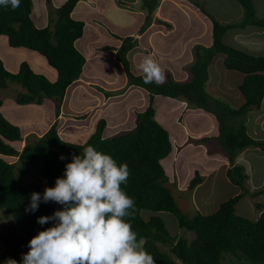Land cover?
I'll return each mask as SVG.
<instances>
[{
    "label": "trees",
    "instance_id": "obj_1",
    "mask_svg": "<svg viewBox=\"0 0 264 264\" xmlns=\"http://www.w3.org/2000/svg\"><path fill=\"white\" fill-rule=\"evenodd\" d=\"M49 3V21L39 26L34 16V0H21L15 11L9 6H0V35L7 36L10 46L36 51L46 58L57 72L55 81L38 73L29 61H23L18 72L10 71L0 59V211H6L14 218L16 227L23 237L16 243L14 254L19 256L22 245L29 251V241L56 221L41 225L40 216H52L63 206L56 202L39 204L35 212H28L33 192L42 196L43 188L55 186L58 177L63 178L65 166L72 162L74 155H80L83 148L92 145L98 151L110 155L117 164H127L129 177L122 190L135 202L134 218L125 217L137 240H144L143 249L153 256L156 264H222L228 255L251 262L264 264V205L257 206L262 213L257 218H247L237 213V205L249 192L246 181L249 179L245 167L235 164V158L244 149L255 146L264 150V140L249 135L244 124L236 131L223 121L224 114L230 118L246 116L254 109H261L264 103V55L254 56L240 48L228 45L225 34L233 29L243 31L249 26L264 29V16L258 17L251 0H238L245 8L240 21L221 22L210 17L208 11L198 3L209 18L212 39L210 45L196 46V59L191 66L192 77L177 81L172 76L163 84H145L143 75L131 71L129 53L138 44L137 37H125L118 48L117 56L122 62L130 84L145 87L149 93V103L142 110H136L137 124L128 133L107 137V120L101 118L95 131L85 142L64 139L60 132L61 120L81 119L76 109L66 111L65 101L69 87L77 81L87 62L86 56L77 48L76 41L84 35L85 22L72 17V12L80 0H65L58 7ZM160 0H144L143 9L147 10L143 32L150 24L152 13ZM157 21L164 24L162 19ZM110 49L109 46L104 50ZM224 55L223 66L228 70L242 73L243 81L239 91L243 103L239 107L225 105L222 115L221 101L209 92V68L215 59ZM10 83L20 85L15 98L5 96ZM109 94H111L109 92ZM163 95L173 99L186 100L212 112H216L219 121V133L216 138L224 146L231 167L227 170L230 182L241 188L237 193L221 202L219 208L210 214L198 211L189 216L179 206L171 188L166 185L169 176L162 159L168 157L174 149L170 132L155 117V97ZM5 98L12 104L10 109ZM14 100V101H13ZM220 102V103H219ZM7 103V102H6ZM33 107L40 110L39 119L32 113ZM17 108V110H16ZM17 111V112H16ZM16 112V114L14 113ZM9 115H16L10 118ZM81 117V118H80ZM28 130L32 137L24 138ZM25 140L20 151L16 144ZM61 156L64 159H61ZM8 157H18V164L10 162ZM40 176L42 185L33 186L22 182L30 172ZM202 182L199 171L189 183L194 188ZM264 187L254 193L261 195ZM152 211L146 219L142 212ZM160 212L175 215L178 226L193 231L195 236L171 234ZM160 244L170 246V252L161 249Z\"/></svg>",
    "mask_w": 264,
    "mask_h": 264
},
{
    "label": "rangeland",
    "instance_id": "obj_2",
    "mask_svg": "<svg viewBox=\"0 0 264 264\" xmlns=\"http://www.w3.org/2000/svg\"><path fill=\"white\" fill-rule=\"evenodd\" d=\"M35 1L38 8L40 4L46 8V11L39 10L38 12L45 13L44 17L49 20V3L46 0ZM60 1H52L54 8L58 6L55 2ZM114 1L118 4V0ZM251 1L255 7L257 16L263 17L264 0ZM143 2L144 0H126L122 5L118 4L120 8L118 6L108 8V19L114 23L112 27L106 24L102 16L89 17V11L85 8L82 10V3L79 7H76L75 13H72V16L84 20L86 23L84 35L76 41L77 48L87 57V63L83 68L84 75L90 77L93 74L94 77L102 79L104 83L111 84L114 80L117 84H120L124 79L125 87L119 91H109L114 94L102 100L98 95H102L103 92L107 91L105 86L93 85L94 87L92 89L82 86L84 88L78 90L77 87L81 86L82 83H73L66 94L64 112L66 116L69 115L68 117H72L71 114L66 112L70 108L72 110L76 109L75 113L78 116L88 114L86 117H80L81 119L74 118L73 120H67L62 118L60 132L64 139L85 142L95 131L97 122L101 118L107 120V128L105 129V135L107 137L128 133L137 124L138 119L135 111L145 108L148 104L147 101H149V93L148 91L145 92L146 97L143 99L137 90H131L132 87L129 86V77L124 70L122 62L117 58L118 56L115 57L112 53L103 52L101 46L104 44L113 46V44L108 43V37L110 39L122 38L121 40H123L125 38L123 35L125 32L124 27L132 28L138 24V21H132L136 17V13L144 20L142 26L145 25L146 19H144V15L146 17L145 12L147 10L144 11L142 7ZM196 2L200 3L208 11L210 17L224 23L240 21L245 12L244 6L238 0H160V8H162V3H164V8H170L172 3H177L179 7L189 10L187 12V19L177 14L170 18L160 13V8L158 7L152 13L150 24L143 31L145 32L152 24L158 22L155 18L156 14L173 23V27L168 30H174L173 34H177L176 38L179 40H175L174 46L180 42L181 47H179V50L175 47L167 49L171 45V38L173 37L166 35L161 37L160 35L158 37H151L152 40L155 39L154 47L160 44L159 48L155 50V53L149 52L147 54L151 55L164 69L166 75L165 82L168 80L170 73L177 81L191 79V66L196 59V46L207 45L208 42H211L212 35L209 29L211 27L209 18ZM120 9L126 11L122 12ZM173 12H176V8H174ZM141 18H139V21H142ZM36 19L39 25H41L43 22L42 16L38 15ZM224 41L226 44L240 48L254 56L264 55V29L253 26H249L239 32L237 29H233L225 34ZM145 50L144 45L139 42L131 51V58L138 55L137 51L145 52ZM223 58L224 55L220 58L217 57L210 66V80L207 85L209 92L216 98L219 97L218 99L221 101V103L219 102L221 105V113L225 112V105L239 107L243 103V97L238 88V80L232 82L227 81L229 75H242V73L228 70L222 64ZM0 59L4 61L5 66L12 72H18L23 61L34 62L35 65H37V61H40V64L43 66L39 68L35 67L36 71L49 78L54 76L50 74L51 72H57L49 65L44 55L22 47H12L8 42L7 36L1 35ZM131 71L136 76L143 75L138 68H133ZM18 90H21L20 85L10 83L9 88L5 90V96L15 98ZM1 93H3L2 90H0V95H2ZM155 99L157 100L156 97ZM5 100V104L8 105L7 109H10L12 106L14 107L12 102L9 104L6 98ZM156 100L155 117L168 129L174 143V149L171 154L162 159L166 173L169 176V181L166 185L171 188L183 212L189 216H193L198 211L204 214L215 212L222 201L241 192V188L236 185L234 186L227 176V170L231 167V163L229 166L227 157L228 153L218 138H212V136L218 135L219 133V121L216 117V112L198 108L186 100L183 105L178 101V103L173 102V106L168 107L170 111L173 108L176 111L167 114L169 119L166 122L163 118H165L164 113H168L167 109H163L165 106L162 105L157 104L156 106ZM16 112L14 113L16 114ZM39 112L38 107H33L32 113L38 119L40 117ZM14 113L12 116L8 113V116L15 118L16 115ZM222 119L226 124L231 126L230 128H235V131L244 124L249 135L264 140V103L261 109L251 110L246 116L233 119L225 113ZM27 137H32L28 130L25 131L24 135L25 139ZM24 144L25 140L16 144V146L21 151ZM248 148L249 150L246 148V155L242 157L240 162L236 163L243 165L245 172L249 176V179L246 181L249 192L238 203L237 213L247 218H257L263 211V209L260 210L258 208L257 204L262 202L264 205V193L257 196L254 195L256 191L264 187V150L255 146ZM215 151H219L221 154L216 155L219 158L217 165H215V160H211L210 156ZM240 156L242 155L238 154L237 158ZM7 159L10 162H16L18 164V157H8ZM197 170L201 174L202 182L194 188H190L188 185ZM21 180L23 183H28L33 186L42 185L40 176L35 175L32 171L26 177H22ZM44 190L45 188L42 190V195ZM152 214L153 212L149 210L142 212V215L146 219H149ZM159 214L164 219L171 234L177 235L178 237L184 235L188 237L195 236L193 231L178 226L174 214L170 212H160ZM23 236L22 231L16 227L14 218L4 210L0 211V264H6V261L9 259L15 260L17 264H22L23 254L27 253L25 245H22L24 250L20 251L19 256L14 254V252L16 250V243ZM160 247L170 252L169 245L160 244ZM177 261L178 264H183L182 261ZM222 264L253 263L241 260L236 256L228 255Z\"/></svg>",
    "mask_w": 264,
    "mask_h": 264
},
{
    "label": "clouds",
    "instance_id": "obj_3",
    "mask_svg": "<svg viewBox=\"0 0 264 264\" xmlns=\"http://www.w3.org/2000/svg\"><path fill=\"white\" fill-rule=\"evenodd\" d=\"M20 2L0 0V6H10L15 11ZM138 70L145 84L160 85L166 80L164 69L151 55L140 58ZM129 85L132 86L130 82ZM175 100L185 104V100ZM128 177L126 163L118 165L110 155L92 145L84 147L82 154L74 155L65 166L64 177H58L54 187H46L42 196L37 192L31 194L28 212L37 211L41 201L56 202L63 209L52 216L37 218L41 225L56 223L29 241L22 264H156L153 256L143 249V238L138 241L137 233L124 219L134 218L135 213L134 200L121 188ZM6 264L17 262L9 259Z\"/></svg>",
    "mask_w": 264,
    "mask_h": 264
},
{
    "label": "crops",
    "instance_id": "obj_4",
    "mask_svg": "<svg viewBox=\"0 0 264 264\" xmlns=\"http://www.w3.org/2000/svg\"><path fill=\"white\" fill-rule=\"evenodd\" d=\"M63 1L65 0H61L60 2H55L56 5L60 6ZM126 0H118V4L122 5ZM82 3V10L85 8L87 11H89V17L91 16H97V17H103V19L105 20L106 24L109 25L110 27L114 26V23L111 22L109 19H108V16H107V9L108 8H111V7H117L118 4L115 3L114 0H80L79 3H78V7L80 6V4ZM197 3V2H196ZM198 4V3H197ZM76 6V7H77ZM119 7V6H118ZM120 8V7H119ZM160 8V7H159ZM163 8V10H162ZM162 8H160L159 12L164 14V16L166 17H172L173 15L177 14V15H180L182 18L184 19H187L188 16H187V12L189 11L188 9L186 8H182V7H179V5L177 3H172V6L170 8H164V3H162ZM174 8H176V12H173ZM76 9V8H75ZM75 9L74 11L72 12L73 14L75 13ZM39 10H42V11H46V8H44L41 4L38 8L37 4H36V1L34 2V7H33V12H34V16L35 18L38 16V15H41L42 16V19H43V22L41 23V25H46L47 24V19L46 17H44V14L45 13H39L38 11ZM121 10V9H120ZM122 12L126 11V10H121ZM74 17V16H73ZM75 18V17H74ZM139 18L140 15L138 13H136V17H134V19L132 20L133 22L135 21H138V24L134 27H130V28H127V27H124V37H128V36H135L138 38V43L140 42V44L144 45V47L146 48L145 52H140V51H137L138 52V55H136L135 57L133 56L132 58H130L131 60V69L133 70L138 68V64H139V60L142 56L144 55H147L149 52L150 53H155V50L157 48H159V45H155L154 47V42H155V39L152 40L151 37L153 36H172L173 38H171V45L168 46L167 49L171 48V47H175L176 49L179 50V47H181V44L180 42L175 44L176 46H174V43L176 41H178L179 39H177V34H173L174 33V30H168V29H171L173 27V23L167 21L166 19H164L163 17L161 16H158V14H156L155 18L157 19H162L163 21H165L166 23H171L169 25L167 24H164V23H161V22H157V23H154L152 24L151 27H149L145 32L143 33H140L139 30L141 28V26L143 25L144 23V20L141 18L142 21H139ZM75 19H78V18H75ZM144 19H145V15H144ZM78 20H81V19H78ZM38 25H39V22L38 20L36 19ZM84 21V20H82ZM39 25V26H41ZM86 28V26H85ZM121 29V28H120ZM210 29V28H209ZM85 30V29H84ZM122 30V29H121ZM166 32V33H165ZM181 32V31H179ZM178 32V33H179ZM85 33V31H84ZM148 36V37H147ZM152 37V38H153ZM80 39V38H79ZM122 39V38H121ZM119 39V38H116V39H110L109 37L107 38V41L109 44H113V46H110L108 44H104L103 46H101V50L106 53H112L115 57H117V49L120 47V45L122 44V40ZM177 39V40H176ZM176 40V41H175ZM207 45H210V42H208ZM106 46H109L111 47V50H104V47ZM136 47V46H135ZM134 47V48H135ZM26 49V48H25ZM80 50V49H79ZM133 50V49H132ZM138 50V48H137ZM141 50H143L141 48ZM81 51V50H80ZM82 52V51H81ZM115 52V53H114ZM23 53V52H22ZM83 53V52H82ZM84 54V53H83ZM85 55V54H84ZM86 56V55H85ZM130 57H131V52H130ZM87 58V57H86ZM118 58V57H117ZM87 63V62H86ZM31 65L33 66L34 69L36 68H39L40 66H43L42 64H40V61H37V65H35L34 62L31 63ZM123 65V64H122ZM36 67V68H35ZM51 75H54L51 77V80L55 81L57 79V73H53L51 72L50 73ZM85 72L83 70V73L81 75V77L76 81V83H82L81 86L77 87V89H82L84 87L82 86H86V87H89L90 89H92L95 85H100V86H105L107 91H119V90H122L124 89V79L122 80V82L120 84H117L115 82V80L111 83H104L102 79L98 78V77H94L93 74L89 76H85L84 75ZM137 74V73H136ZM171 76V73L168 75V77ZM174 76V75H173ZM243 75H229V78L227 79L228 82H232L234 80H238L239 84L242 83L243 81ZM213 79V78H212ZM94 85V86H93ZM130 86V85H129ZM114 87H116L115 89H113ZM132 87L131 90H137L139 95L145 99L146 97V94L145 92H147L148 90L145 88V87H142V86H138V85H132L130 86ZM139 88V89H138ZM103 92L102 95H98L99 97L102 98V100H104L106 98V95H109V92ZM157 100H156V106L157 104L158 105H162V106H165L163 109H167V112L168 113H164L165 115V118L164 121L168 122V119L169 117L167 116V114H170L169 112L173 113L174 111H176L174 108L170 111L168 109L169 106H173V102H177L178 103V100H175L171 97H167V96H163V95H157L156 96ZM149 103V101H147ZM176 103V104H177ZM180 103V102H179ZM146 107V106H145ZM138 110V109H137ZM216 138V135L215 136H212V138ZM249 150V148H247ZM246 149V150H247ZM246 150L240 152V156L239 158H236L235 160V163H238L241 161L242 157L244 155H246ZM216 155H221L219 153V151H215L214 153H212L210 156H211V160H215V165H217V161L219 160L218 156ZM229 166H230V162H229ZM235 186V185H234Z\"/></svg>",
    "mask_w": 264,
    "mask_h": 264
}]
</instances>
